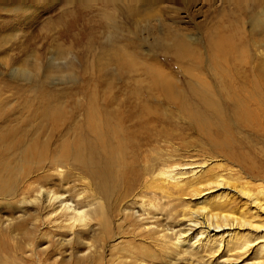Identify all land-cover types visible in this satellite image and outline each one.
Returning a JSON list of instances; mask_svg holds the SVG:
<instances>
[{
	"label": "rangeland",
	"instance_id": "rangeland-1",
	"mask_svg": "<svg viewBox=\"0 0 264 264\" xmlns=\"http://www.w3.org/2000/svg\"><path fill=\"white\" fill-rule=\"evenodd\" d=\"M184 48L187 54L180 52ZM157 80L175 84L196 110L201 104L191 90L203 83L236 138L264 151V136L236 127L231 102L248 99L250 123L264 124V114L252 112L251 101L259 99L254 84L264 88V0H0V128L6 120L22 119L19 114L32 126L37 112L58 108L65 125L53 139H71L67 135L84 130L69 133L67 128L84 123L93 109L125 132L146 126L154 140L137 141V151L129 136L123 171L149 167L152 172L133 190L118 186L114 211L107 205L108 234L99 225L104 219L95 220L104 198L93 178L72 169L78 165L29 175L23 194L13 201L0 197V264H78L80 257L90 256L97 264H224L221 249L201 248L203 238L202 243L193 240L201 253L193 260L174 244L176 234L190 227L183 216L202 215L201 201L208 203L206 212H220L214 197L221 191L199 198L177 193L163 175L168 168L162 161L197 165L184 167L183 182L212 170L231 186L239 168L215 155L209 136L199 132L179 103L161 95ZM257 161L264 165V155ZM59 201L70 207L68 213L83 210L85 221L68 227ZM257 260L254 249L229 264Z\"/></svg>",
	"mask_w": 264,
	"mask_h": 264
},
{
	"label": "bare ground",
	"instance_id": "bare-ground-1",
	"mask_svg": "<svg viewBox=\"0 0 264 264\" xmlns=\"http://www.w3.org/2000/svg\"><path fill=\"white\" fill-rule=\"evenodd\" d=\"M186 51V48L180 50L182 54H187ZM229 84L232 87L230 82ZM155 85L169 103L180 104L183 112L200 133L209 136L216 156L226 158L233 167L239 168V171L234 172L236 178L234 176L231 186L227 184V180H223L222 175L214 173L212 170L207 171L195 181L183 182L185 179L183 176L186 175L185 169H187L184 167L193 169L197 165L174 163L167 166L166 161H162V166L168 168V171L163 175L173 185L177 193L191 192L194 197L199 198L200 195L203 197L205 194L221 191L214 197L220 200L216 206L220 212H206L205 207L208 208L206 206L208 203L201 201L199 203L200 208L198 207L200 213L198 214L202 215H197L191 211L188 215L183 216L190 227L176 234L175 247L180 249L179 251L183 256H188L193 260L195 255L201 254L200 250L199 252L196 251L198 248H196L193 240L202 243L201 240L204 239L205 243L202 244L201 248L215 245L214 253L221 249V253L225 257L220 259H224L222 260L224 264L243 260L244 257L253 253L254 249L258 259L256 263L263 264L264 186L261 184L264 183V165L258 163L257 160L264 155V151H256L253 146L244 144L242 140L236 138L231 131V123L223 116L221 106L203 83L197 84L191 90V93L198 97L202 110L188 106L180 97L182 92L171 81L157 80ZM253 88L259 99L251 100L255 104V109L252 112L263 115L264 88H260V84H254ZM231 102L234 105L236 127L241 130L247 129L252 134L259 133L264 136V124L257 120L253 121L252 124L250 123L251 113L248 110L250 107L244 104V102L248 103L249 100L246 99L243 102L231 100ZM37 113H35L37 115L36 122L32 126H30L28 116L24 118L23 114H19V118L22 119L14 123H7L6 120V124L0 128V197L13 201L23 194L22 185L29 175L47 168H58L62 164L78 165L79 168L72 169L93 178L96 181L97 192L104 198V210L102 206L96 209L95 220L104 219V223L100 222L99 225L102 226L104 234H108L106 222L110 214L107 205L109 203L111 210L114 211L119 200V197L115 196L118 186L123 184L127 186L128 190H133L142 184L143 177L152 172L149 167L138 171L130 169L127 174L125 169L123 171L124 162L128 155L126 147L130 143L128 140L130 134H132L130 137L135 140L132 145L135 149L137 148V151L140 150L141 146L137 144V141L144 139L146 144L154 141L146 132V126H142L137 131L125 132L126 128L122 127L123 125H115L109 115L100 116L96 111L90 109L84 123L79 126H76V123L67 128L70 133L77 127L80 132L84 130L82 134L67 135L73 138H63L56 141L53 139V134L65 125V116L58 108L43 109ZM131 118H133L132 114L126 120ZM44 127L46 133L41 132ZM212 128H215L214 133L219 137L216 140L213 139ZM175 170L178 171L173 172ZM241 174H244V177ZM248 179L259 183L253 184V181V183L244 181ZM230 193L232 194L230 195ZM167 194L169 195V193ZM62 203L63 201H59L57 208H60L59 215L68 222V227L71 228L75 223L81 224L85 221L86 214L83 210L72 209V212L68 213L70 207H66V204ZM79 232L76 234L77 236H79ZM189 233L192 234L190 238H188ZM194 233L195 235H193ZM75 239L77 242L80 238L75 237ZM159 252L162 254V251ZM151 256L153 257V254ZM78 262V264H86L87 262L97 264L94 256H90L89 260L80 257Z\"/></svg>",
	"mask_w": 264,
	"mask_h": 264
}]
</instances>
